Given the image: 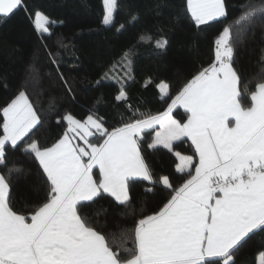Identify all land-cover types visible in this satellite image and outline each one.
Returning <instances> with one entry per match:
<instances>
[{
    "label": "snow or ice",
    "instance_id": "1",
    "mask_svg": "<svg viewBox=\"0 0 264 264\" xmlns=\"http://www.w3.org/2000/svg\"><path fill=\"white\" fill-rule=\"evenodd\" d=\"M101 7V25L117 33L125 28L119 11L139 18L128 0H101ZM167 7L157 0L155 14ZM20 10L39 37L53 34L57 21L29 11L26 0H0V21ZM238 11L215 38L208 66L174 96L168 82L156 84L163 111H133L117 126L92 109L83 119L65 112L57 120L62 133L49 142L33 138L45 121L25 90L0 105V264H241L256 237L259 246L244 264H264V70L249 87L234 66L236 45L264 20V0H246ZM186 14L197 27L229 17L226 0H186ZM181 16L175 13L177 22ZM140 40L158 50L169 43L164 28ZM131 64L124 52L125 75ZM109 78L105 72L96 83ZM115 100L127 102L123 86ZM178 108L185 118H175ZM188 141L191 155L175 150ZM145 146L171 153L174 170L154 172ZM17 149L38 165L42 183L34 194L16 191L23 169L8 152ZM109 215L116 220L109 223Z\"/></svg>",
    "mask_w": 264,
    "mask_h": 264
},
{
    "label": "trees",
    "instance_id": "2",
    "mask_svg": "<svg viewBox=\"0 0 264 264\" xmlns=\"http://www.w3.org/2000/svg\"><path fill=\"white\" fill-rule=\"evenodd\" d=\"M26 2L29 11L39 8L57 24L50 37L41 38L23 10L0 21V105L19 90H25L45 121L33 138L40 137L43 141L46 136L52 142L62 133L63 128L57 120L65 112L83 119L92 109L109 124L117 126L122 117H132L133 111L137 115L163 111L167 105L161 100L156 84L161 80L168 82L174 96L196 70L208 66L214 59L215 38L224 24L239 15V5L246 0H226L228 20L212 21L199 27L186 14V0H167L169 7L162 15L155 14L157 0H128L139 18L133 21L126 9L119 11L117 24H125L119 33L101 25V0ZM177 11L182 13L179 22L175 19ZM158 28L165 29L169 40L164 50L156 49L154 41L140 40L141 35L155 33ZM60 41L66 43L67 48H60ZM262 49L264 20L258 19L236 45L234 66L241 74L242 85L252 87L253 77L264 70ZM129 51L132 64L125 75L123 67L118 66L123 53ZM53 58L57 63H52ZM105 72L110 78L97 85L96 81ZM58 73H63L71 85L75 99L66 91ZM121 86L128 95L126 103L115 100ZM173 114L177 119L185 118L182 108L175 109ZM189 145L190 141L179 143L175 150L191 155ZM145 155L154 172L164 174L174 170L176 159L167 150L152 152L145 146ZM8 157L23 169L14 180L16 191L20 195L34 194L42 183L38 165L19 149L9 151ZM142 188L141 184L135 185L133 195L138 197ZM115 220V215H109V223ZM259 242L260 237H256L241 255V264L252 261Z\"/></svg>",
    "mask_w": 264,
    "mask_h": 264
},
{
    "label": "rangeland",
    "instance_id": "3",
    "mask_svg": "<svg viewBox=\"0 0 264 264\" xmlns=\"http://www.w3.org/2000/svg\"><path fill=\"white\" fill-rule=\"evenodd\" d=\"M119 68H121V62H120V64H119V66H118ZM124 70H125V68H123ZM116 72H118L117 70H116ZM128 72V71H127ZM125 73V71H123V73L122 74H124Z\"/></svg>",
    "mask_w": 264,
    "mask_h": 264
},
{
    "label": "crops",
    "instance_id": "4",
    "mask_svg": "<svg viewBox=\"0 0 264 264\" xmlns=\"http://www.w3.org/2000/svg\"><path fill=\"white\" fill-rule=\"evenodd\" d=\"M183 109V108H182ZM176 118V117H175ZM177 119V118H176Z\"/></svg>",
    "mask_w": 264,
    "mask_h": 264
}]
</instances>
